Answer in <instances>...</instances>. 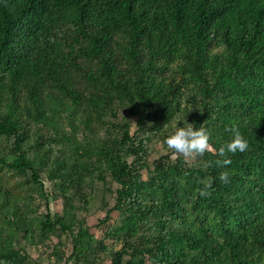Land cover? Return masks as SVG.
Instances as JSON below:
<instances>
[{
  "label": "trees",
  "instance_id": "obj_1",
  "mask_svg": "<svg viewBox=\"0 0 264 264\" xmlns=\"http://www.w3.org/2000/svg\"><path fill=\"white\" fill-rule=\"evenodd\" d=\"M122 110L166 148L177 121L206 128L210 147L147 182L129 162L145 139L115 120ZM109 125L112 140L100 135ZM234 128L248 148L218 164ZM0 147V165L46 202L42 173L53 181L61 211L47 206L38 235L70 232L66 262L264 264V0H0ZM96 164L119 185L120 224L105 222L110 210L98 221L108 244L67 223ZM1 213L32 231L27 202L0 182Z\"/></svg>",
  "mask_w": 264,
  "mask_h": 264
},
{
  "label": "rangeland",
  "instance_id": "obj_2",
  "mask_svg": "<svg viewBox=\"0 0 264 264\" xmlns=\"http://www.w3.org/2000/svg\"><path fill=\"white\" fill-rule=\"evenodd\" d=\"M128 119L129 131L131 134L139 133L144 138L143 160L139 156H131L129 162H143L145 168L141 169V178L145 181H150L155 175L154 167L157 165H166L168 162L175 160L177 157L184 159H194L196 153L185 155L183 153L175 154L171 149L163 146L159 135L156 132H150L149 129L137 131L136 118L122 110L118 119ZM119 131L115 126L109 125L105 127L100 135L112 140L118 136ZM1 148V147H0ZM57 148V147H55ZM2 149V148H1ZM57 150V149H56ZM7 160H11L14 156L12 153L3 151ZM198 154V153H197ZM154 170V171H153ZM88 185L86 186V197L88 204L77 207L75 215L67 220V223L72 227L73 232H76L80 227H88V231L93 234L94 243L108 244V241L103 237V225L98 224L100 219H104L109 212V218L105 221L110 226L119 225L121 216L117 210L111 208L115 204L116 190L119 185L111 178L107 167L104 164H96L91 168ZM28 176V175H26ZM25 175L17 173L8 166L0 165V182L2 187H7L15 194H19L28 204L29 224L32 231L26 234L22 230L15 229L12 222L3 217L4 213L0 214V264H73L72 261H67L66 258L72 252V234L68 231L57 229L49 235L47 240L39 238V221L47 211V206L52 213L61 211V197L56 191L53 181L46 173H42L43 181L45 182V193H47V202L41 197L38 188L27 181ZM122 242H118L114 248L118 249ZM91 253L87 252V256ZM104 256V255H103ZM91 257V256H90ZM129 258L125 257L124 262H128ZM97 264H110V259L100 258Z\"/></svg>",
  "mask_w": 264,
  "mask_h": 264
},
{
  "label": "clouds",
  "instance_id": "obj_3",
  "mask_svg": "<svg viewBox=\"0 0 264 264\" xmlns=\"http://www.w3.org/2000/svg\"><path fill=\"white\" fill-rule=\"evenodd\" d=\"M210 134L206 128H197L189 123L187 126H182L178 123L174 131L168 134L164 143L169 149H172L175 154L183 153L191 155L193 153H204L210 147ZM248 148V139L240 132L238 128L233 129L232 137L224 145L218 149V155L223 157L217 161L221 165L231 164V159L226 153L243 152ZM219 178L225 183L229 182V172L221 171ZM202 195L207 194L205 190L201 191Z\"/></svg>",
  "mask_w": 264,
  "mask_h": 264
}]
</instances>
